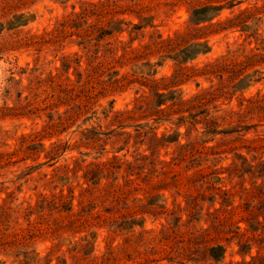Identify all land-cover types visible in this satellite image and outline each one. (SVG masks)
Returning <instances> with one entry per match:
<instances>
[{
	"label": "rangeland",
	"instance_id": "374dc122",
	"mask_svg": "<svg viewBox=\"0 0 264 264\" xmlns=\"http://www.w3.org/2000/svg\"><path fill=\"white\" fill-rule=\"evenodd\" d=\"M0 264H264V0H0Z\"/></svg>",
	"mask_w": 264,
	"mask_h": 264
}]
</instances>
